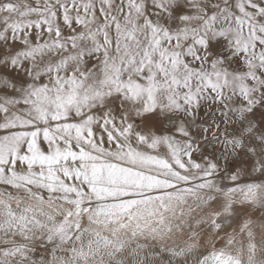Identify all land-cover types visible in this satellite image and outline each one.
Wrapping results in <instances>:
<instances>
[{
  "label": "snow or ice",
  "instance_id": "1",
  "mask_svg": "<svg viewBox=\"0 0 264 264\" xmlns=\"http://www.w3.org/2000/svg\"><path fill=\"white\" fill-rule=\"evenodd\" d=\"M0 264H264V0H0Z\"/></svg>",
  "mask_w": 264,
  "mask_h": 264
}]
</instances>
